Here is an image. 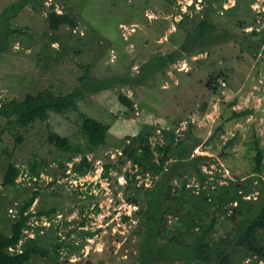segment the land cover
<instances>
[{"label": "rangeland", "instance_id": "374dc122", "mask_svg": "<svg viewBox=\"0 0 264 264\" xmlns=\"http://www.w3.org/2000/svg\"><path fill=\"white\" fill-rule=\"evenodd\" d=\"M15 1L0 0V16ZM41 1L0 27V103L25 97L30 103L41 102L39 93L44 90L67 93L78 86L87 67L97 78L136 75L153 56L181 45L206 4V0ZM244 2L213 3L235 8L229 12L219 8L215 18L239 35V41L189 55L155 73L145 85L118 83L79 101L81 111L110 124L106 144L94 153L79 150L83 141L76 133L81 122L77 112L50 113L57 131L71 140L75 150L70 152L48 142L44 122L26 124L0 117V231L10 233L12 225L17 234L21 229L19 242L10 247L13 254L31 249L30 258L21 264H138L136 232L149 210L141 184L150 187L153 178L139 173L121 150L128 136L145 124L151 125L154 144L172 142L170 160L184 157L195 143L193 155L207 156L201 165L203 184L191 172L174 180L179 210L168 214L160 240L177 234L191 241L200 223L215 217L219 222L212 240L233 230L234 193L256 199L264 184V170L253 172L257 142L264 164V42L254 45L264 35V0H253L248 11ZM52 5L58 12L72 10L78 26L51 30L47 14ZM186 15L187 22H181ZM213 77L216 87L207 84ZM120 93L133 100L134 109L120 102ZM84 156L90 168L83 174L78 165ZM105 163L111 166L106 176ZM12 164L18 171L16 181L5 186ZM34 192L37 197L25 207ZM132 197L139 198V204ZM261 238L264 241V233ZM234 255L241 264H264L242 250Z\"/></svg>", "mask_w": 264, "mask_h": 264}, {"label": "trees", "instance_id": "16d2710c", "mask_svg": "<svg viewBox=\"0 0 264 264\" xmlns=\"http://www.w3.org/2000/svg\"><path fill=\"white\" fill-rule=\"evenodd\" d=\"M218 0H206L203 12L199 20L186 31V36L181 45L166 54H157L141 65L140 71L136 75L130 73L111 75L97 78L91 75L90 68L87 67L83 74L79 76V84L67 93H54L52 90H44L39 93L41 102L30 103L26 97L21 100L5 101L0 103V117L8 119L15 118L25 120L26 124L37 120L45 123L48 131V142L62 149L65 152L75 150L71 140L67 136H62L50 121V113L57 115H67L71 111L77 112L81 122L78 126L77 134L82 138L83 148L81 153H94L107 142V133L110 124L88 116L79 108V101L88 94L99 93L113 88L118 83L127 85H145L149 79L158 71L165 72L172 64L184 59L194 53L207 51L218 44L228 41H239L240 37L232 33L226 26L217 23L215 14L219 8L229 12L235 8L224 9L222 5L216 7L213 3ZM253 0H245L242 7L248 11L251 9ZM43 3L41 0H16L8 5L0 16V27H7L12 17H16L28 5ZM238 7V5H237ZM243 13V8L241 9ZM239 12V13H241ZM223 13V11H222ZM189 16L186 15L181 22H187ZM49 28L58 31L67 26L74 29L78 26V18L72 10L58 12L52 5L47 14ZM241 25V24H240ZM245 37H250L249 32H245ZM254 33V32H253ZM264 42V35L254 41V45ZM216 77L210 78L208 86L216 87ZM28 97L31 95H27ZM32 98V97H30ZM120 102L129 109H134L133 100L124 93L119 94ZM249 112V111H248ZM248 112L236 113V116L247 114ZM26 126V125H23ZM151 125L145 124L136 134L128 136L127 142L123 145L121 155L137 167V171L143 175L148 174L153 178L152 186L141 184L143 192L142 198L145 200L149 210L142 228L136 232L139 236V246L137 260L138 264H173L178 261H185L195 264H241L235 258V252L242 250L255 256L264 262V241L261 233H264V184L260 188L256 199H244L241 195L234 193L237 205L234 206L231 219L234 222L233 230L226 236H218L211 239V233L219 220L215 217L209 222H201L198 226L194 238L188 241L181 235H172L165 242L161 241V235L167 230V216L172 211L176 213L179 204L174 180L183 178L185 173H195L201 183H204L205 174L201 169L202 162L207 159L205 155H193V149L197 143L188 148L187 153L182 158L171 159L172 142L154 144L151 140ZM256 154L254 156V173H261L264 170L262 163L263 149L256 143ZM80 166L81 172H88L90 163L84 156ZM110 164H104V176L108 175ZM17 168L12 164L5 174L3 184L12 185L16 181ZM128 171L126 172V176ZM133 178L131 177L130 181ZM185 185V183H182ZM126 188H129L127 185ZM185 188V187H183ZM38 192H34L25 207H28L37 197ZM140 195V194H139ZM133 203L139 204V198L132 197ZM141 212V209L139 210ZM22 223V221H21ZM10 233L0 231V264H21L30 258L31 249L24 248L16 254L11 253L10 247H15L21 238L13 229Z\"/></svg>", "mask_w": 264, "mask_h": 264}, {"label": "built area", "instance_id": "2783aa9c", "mask_svg": "<svg viewBox=\"0 0 264 264\" xmlns=\"http://www.w3.org/2000/svg\"><path fill=\"white\" fill-rule=\"evenodd\" d=\"M254 7V6H253Z\"/></svg>", "mask_w": 264, "mask_h": 264}]
</instances>
